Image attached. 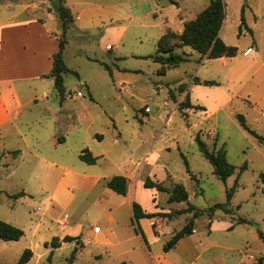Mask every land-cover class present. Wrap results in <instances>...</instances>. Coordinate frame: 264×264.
<instances>
[{
	"label": "rangeland",
	"instance_id": "374dc122",
	"mask_svg": "<svg viewBox=\"0 0 264 264\" xmlns=\"http://www.w3.org/2000/svg\"><path fill=\"white\" fill-rule=\"evenodd\" d=\"M52 1L0 0V11L8 15L28 5L14 21H45L60 37L57 16L47 15ZM63 1L73 17L65 35L70 73L63 75L64 97L53 79L36 81L20 92L25 103L36 102L16 117L18 133L10 125L7 136L0 132V220L24 233L17 241L0 240V264H15L25 250L32 252L27 264H157L158 255L170 264L264 259V147L238 121L242 115L264 138V68L253 75L264 62V0H222L219 37L237 48L235 57L207 60L178 48L174 53L187 61L163 77L149 58L158 39L182 31L209 0ZM194 77L218 86L192 90ZM77 92L82 96L73 97ZM196 138L209 152L225 151L235 168L225 181L213 175ZM83 150L98 158L94 165L79 160ZM118 175L130 178L128 189L148 208L145 176L166 188L181 184L187 193V201L169 202L168 193L158 192L160 227H152L159 235L148 236V249L134 230L130 195L105 187V179ZM232 188L230 213L207 214ZM189 205L203 214L194 218L185 211ZM190 220L191 237L164 254L163 246ZM66 235L78 240L51 247L52 238Z\"/></svg>",
	"mask_w": 264,
	"mask_h": 264
},
{
	"label": "trees",
	"instance_id": "16d2710c",
	"mask_svg": "<svg viewBox=\"0 0 264 264\" xmlns=\"http://www.w3.org/2000/svg\"><path fill=\"white\" fill-rule=\"evenodd\" d=\"M53 12L60 22V37H58V51L52 57V68L47 77L53 79L54 87L61 99L64 97L65 89L63 86V75L70 73V70L65 66L63 61V53L66 48L65 35L73 22V17L70 14L69 9L64 5L63 0L52 1L48 10ZM224 21V4L222 0H209L208 5L199 12L193 20L184 22L181 32L174 33L170 30L162 34L156 43L155 54L151 57L153 62L159 64V69L156 75L159 77L165 76L166 72L172 68H176L183 62L187 61L185 57L175 54L174 50L183 47H190L192 50L205 57L207 60H215L220 58H233L237 55V48L233 46H227L219 37V33ZM243 24V23H242ZM105 69H110L105 66ZM109 74H111L109 72ZM192 83L195 85L203 86H218L217 83L211 81H200L194 77ZM171 95V94H170ZM187 108H194L188 104ZM199 109L198 107H195ZM238 121L241 127L253 135L259 145L264 147V138L250 130L242 115H238ZM196 144L199 152L203 155L205 160L212 166L213 175L221 180L225 181L229 176L234 173L235 168L230 165L226 160L225 151L221 148L215 152H209L206 145L199 138H196ZM97 157H93L87 150H83L79 156V160L88 165H94ZM186 171L189 172L188 165L184 159ZM105 187L117 195L125 196L127 193V179L124 176H113L105 179ZM143 188L155 189L157 192H165L169 194V202H182L187 201V193L181 184H175L172 188H166L162 186L160 182L153 181L149 177H145L143 180ZM233 193V188L226 191V202L223 204H216L206 210V213L211 215L217 210H221L225 214H229L230 211L227 208V204ZM186 212H193V217L196 218L203 214L202 210H197L194 206L189 205ZM158 216L154 213H145L140 205L136 202L132 203V224L135 232L140 235L141 239L147 244L144 234L138 224L140 219H151ZM246 223L244 220H240L238 224ZM233 226L230 227L232 229ZM193 220H190L188 224L179 232L175 233L172 238L163 246V252L167 253L173 249L180 239L188 237L193 233ZM24 235L23 231L14 227L13 225L0 220V240L17 241ZM262 237V234L259 233ZM77 237L64 236L60 241L56 237L52 238L50 245L53 249L60 247L61 243H70L77 241ZM77 248L72 252L75 254ZM32 258V252L25 250L18 261L15 264H27ZM264 259H259L254 264H262ZM119 264H126L121 262Z\"/></svg>",
	"mask_w": 264,
	"mask_h": 264
},
{
	"label": "crops",
	"instance_id": "0c3cea01",
	"mask_svg": "<svg viewBox=\"0 0 264 264\" xmlns=\"http://www.w3.org/2000/svg\"><path fill=\"white\" fill-rule=\"evenodd\" d=\"M28 7V5H25V8L19 12H13L8 15L5 12L6 10L0 11V132L5 134V136L9 133L7 129L9 125L18 133L17 127L14 125L16 117L22 114V108L27 104L36 102V98L30 97L29 101L25 103L22 95H20L21 90L28 92V88L30 89L36 81L43 82L50 78L47 76L52 68V57L58 51V35L48 31L45 21L42 22L34 19L14 21V18L24 13L26 9H29ZM32 7H35V5ZM47 15L52 21H57L53 12H47ZM250 53H252V49L247 50L244 55H249ZM256 54L258 55L259 53L256 52ZM262 68H264V62L259 65L253 75ZM198 86L193 84L191 88L193 90ZM191 96L193 98L192 93ZM2 152L3 154L8 153L4 149ZM40 160L43 159L40 158ZM154 165L156 164L154 163ZM125 178L130 179L129 177ZM144 191L149 193V208L143 201L136 197L137 192L134 189H127L126 195H130L131 202V221L133 202L138 203L145 213H156L155 204H157L159 197L158 192L155 189H145ZM107 217L110 219V215H107ZM138 224L144 237H146V242L148 241V236L152 238L153 236L159 235L154 232L152 227L153 224H156V229L160 227L157 216L151 219H140ZM213 231H215L214 223L211 225V232ZM100 233L101 229L98 233H94V235ZM138 236L141 239L140 235ZM188 237H191V235ZM180 240L183 241V239ZM143 245L148 249V242L147 244L143 242ZM157 264L170 263L166 261L163 255H158Z\"/></svg>",
	"mask_w": 264,
	"mask_h": 264
},
{
	"label": "built area",
	"instance_id": "2783aa9c",
	"mask_svg": "<svg viewBox=\"0 0 264 264\" xmlns=\"http://www.w3.org/2000/svg\"><path fill=\"white\" fill-rule=\"evenodd\" d=\"M109 48V47H108ZM77 96H82V94L80 92H77L73 97H77ZM100 231L99 227H95L93 229L94 233H98Z\"/></svg>",
	"mask_w": 264,
	"mask_h": 264
}]
</instances>
